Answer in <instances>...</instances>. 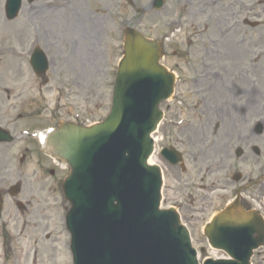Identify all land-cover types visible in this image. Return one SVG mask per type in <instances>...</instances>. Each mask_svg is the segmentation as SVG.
Listing matches in <instances>:
<instances>
[{"label": "rangeland", "instance_id": "1", "mask_svg": "<svg viewBox=\"0 0 264 264\" xmlns=\"http://www.w3.org/2000/svg\"><path fill=\"white\" fill-rule=\"evenodd\" d=\"M42 1H36L35 6ZM258 1L166 0L164 7L157 11L151 8L153 0H50L56 9L50 8L45 22L29 24V5L26 2L18 19L6 21L0 0V122L13 120L19 108L30 111L25 112L26 115L41 122L39 126L53 125L60 118H72L75 112H80L82 120H89L91 116L104 118L110 109L117 65L123 54L124 29L134 26L145 35L162 40L166 33H171L175 26H179L164 43L167 55L163 63L169 68H177L182 81H190L192 77H201L208 72H216L220 80L222 77L224 79L217 88L218 95L213 94L214 88H206V95L203 91L187 88L185 84H177L178 90L188 96V102L195 105V111H184L183 108L173 110L192 112L191 116L195 117L197 124H206L204 132L208 137L212 136L215 123H220V136L230 131L215 112V105L225 113V99L235 100L234 96L238 94L233 95V92L237 87L250 90L248 83L252 84L251 80L254 79V113L248 111V117H244L240 128L247 140L243 143L247 148L245 150L257 144L262 156L253 157L248 153L250 160L238 162V169L245 175L251 170L253 161L254 169L264 162V135L245 134L250 132L251 123L262 117L264 112V1L262 4ZM61 2H71L72 7L57 11L60 9L57 5ZM242 3L244 7L240 6ZM137 9H144L145 13L142 15ZM244 19L260 21L261 24L251 28L243 24ZM234 22L238 23L237 31L223 42L219 41V30ZM35 39H41L38 43H41L50 58V70L46 75L50 81L48 84L33 75L30 68L23 77L20 72L22 69H18L16 50L28 48ZM230 40L237 43L231 49L228 47ZM212 41H219V45H213ZM211 51H219V54H212ZM237 51L242 54L234 53ZM248 55L254 59L253 62ZM18 79L27 80L26 85L21 87L17 82L14 83ZM26 95L30 99L23 104ZM241 96L242 93L237 98ZM246 99L250 97L244 93L237 100L239 104H245ZM204 101L206 104L202 105ZM167 103L172 101L164 103V108ZM201 111L206 113L204 118L201 117ZM236 133L237 130H233L225 136L226 141L230 142L227 145L230 158V149L240 143ZM14 152H17L15 148L0 147V189H7L17 180L23 179L24 187L17 199L26 204L27 212L20 215L10 197L5 201L0 212V264H71L70 256L61 246V240L68 236L61 228L68 203L58 188L53 191L47 188L51 183L50 178L42 186L33 185V166L20 164L14 158ZM229 161L235 162L233 158ZM194 167L191 166L189 170L193 180L187 185L184 182L189 178L184 176L180 185L176 184L179 187L170 186L167 181L163 207L172 203L177 191L182 190L183 193L190 184L199 183ZM195 195L201 197L208 194L199 191ZM216 195L219 194H214L212 201H216L217 206L209 207L208 203L205 210L207 216H211L223 203L215 199ZM190 201L193 202V199ZM207 202L211 200L207 199ZM197 217L196 214L192 219L195 227L190 228L201 258L222 256V252L207 247L203 238L198 237L196 226L200 222L202 226L204 221L201 218L197 220ZM46 233L52 235L51 241L44 240ZM201 245H206L203 254ZM251 264H254V256Z\"/></svg>", "mask_w": 264, "mask_h": 264}, {"label": "water", "instance_id": "2", "mask_svg": "<svg viewBox=\"0 0 264 264\" xmlns=\"http://www.w3.org/2000/svg\"><path fill=\"white\" fill-rule=\"evenodd\" d=\"M16 12L17 10L11 14V17H14ZM160 57L161 49L158 43L146 40L140 35V33L132 29H128L126 35L125 57L119 70L117 84V95L119 96L121 94L124 81L126 80L128 84L130 81H132L129 85L125 86L126 88L122 90L125 96L128 95L129 97V99L125 102L124 110L126 112L122 113V111L119 110V106H116L109 119L100 125H96L92 128L63 125L58 132L50 135L49 137V143L52 145L55 154L67 160L72 166L71 176L66 179L63 188L65 190L66 187V197L70 200L72 205L71 209L74 211L77 207L79 208L77 210H79L80 214L83 216L85 220V226L87 228L92 224V222L88 223V221H90L88 219L89 215L95 218H104L108 208L101 203L96 212L94 210L91 212L90 205L92 203V195H89L87 192L88 190L91 191V188L94 187V184L90 185V183L91 177L93 175L92 171L96 169L95 167H90L88 159L80 162V157L75 155L76 150L81 151L80 148L85 144L86 141L98 136L99 134L113 132L116 125L124 120H127L132 108L135 109V112L150 110L153 108L154 124L152 127H156L157 122L161 117V112L158 110V106L163 99L170 96L174 83V76L168 73V71L159 64ZM128 89H132V92L127 94L126 92ZM139 90L142 91V102L140 105H138L133 100V97H131L134 95V98L139 99L138 97L140 95H137ZM160 91L161 93L158 99H152V97H155V95L159 94ZM122 116L126 118L122 119ZM145 116L135 115L131 119L127 120L126 124H128V130L130 134H134V132H136L141 120L143 121L148 118ZM261 130L262 129H259V132H261ZM145 145H149V141H146ZM145 175H143L144 179L142 182L139 181L143 185V193L139 192L138 189L134 191L133 188L127 189L126 192H129L132 206L140 207L138 216L144 219H153V222H151L150 225H153L152 228L154 229L157 227L158 230L157 234L154 233L155 239L166 241V248L162 252H159L157 255L158 257L156 256L157 258L154 261H151L150 264H161L166 262H168V264H173L175 259V263L180 262L181 264H192L191 259H188L185 253L182 252V250L184 251L185 249L184 247H186V228H180V222L178 221L175 223L172 215L159 213L156 210V208H159L161 199V182L158 187V196H156L157 181L159 182L158 173H149V175L146 177ZM97 179H99V182L102 181L100 174L98 175ZM104 180L106 181L105 184H107V178H104ZM112 180H115L114 176H111V181ZM138 180L139 179H137V181ZM121 182V179L116 180L115 183L112 181L110 187H112V191L115 193L106 194V197H108L107 199H109L111 202L119 201V204L113 205L111 209V211L114 212L123 211L125 208V205L121 203V200L125 198V193L122 191L123 189ZM132 196L134 197L132 198ZM170 212L175 213L173 209H171ZM163 218L169 222L165 224L166 221H163ZM216 219L215 228L214 230L211 229L213 234L212 231L209 232L212 240L219 241L222 233L225 231L231 233L238 232L240 233L239 236L241 237L234 233L231 236L232 238H228L225 241L219 242L217 244L213 243V245L224 248L231 256L240 261V264H248L253 248L259 245L258 239L256 241L254 240V230L257 231L258 234H261L262 229L259 220L254 219V213L243 211L238 204L230 206L222 218L218 217ZM118 226H120L121 229H124L123 225ZM118 226L112 221V224H109V230L105 231L100 229L98 224H94L93 228H95V231L93 232L95 233V237L89 242V246L92 248L101 233L102 238L105 241V236L107 234L108 243L110 246H112L110 252L111 259L115 264L120 263V259L124 254L122 249L127 244V240L131 238V236H126L121 239L120 242H118L120 237L115 232V229ZM111 230L112 238H110ZM102 231H105V234ZM78 239L79 238L77 237L74 245L72 243V252L75 253V247L79 250L80 257L78 258V262L80 263L77 262V264H84L86 260L92 264L93 261L89 259L92 254L89 253V248L84 246L85 242L88 240L78 241ZM170 241H175L177 246L175 247L174 244L172 246ZM116 250H121V256L115 254ZM178 251L180 252L178 253ZM170 253L174 255L173 258L170 257ZM132 259L133 258H131V260Z\"/></svg>", "mask_w": 264, "mask_h": 264}, {"label": "flooded vegetation", "instance_id": "3", "mask_svg": "<svg viewBox=\"0 0 264 264\" xmlns=\"http://www.w3.org/2000/svg\"><path fill=\"white\" fill-rule=\"evenodd\" d=\"M254 209H258L264 216V185L254 193ZM254 264H264V249L256 255Z\"/></svg>", "mask_w": 264, "mask_h": 264}, {"label": "bare ground", "instance_id": "4", "mask_svg": "<svg viewBox=\"0 0 264 264\" xmlns=\"http://www.w3.org/2000/svg\"><path fill=\"white\" fill-rule=\"evenodd\" d=\"M61 20V19H60ZM62 21V20H61ZM72 23H75V21H73ZM233 33V32H232ZM224 40H226V38L224 39ZM231 42H228V47L231 49V48H234L235 47V44H237V43H235L234 44V42L235 41H232V40H230ZM234 53H236L237 55H241L242 54V52H240V51H237V52H234ZM242 57V56H241ZM248 57H249V55H248ZM247 57V58H248ZM245 61H246V59H245ZM154 160L153 159H150V162L152 163Z\"/></svg>", "mask_w": 264, "mask_h": 264}]
</instances>
